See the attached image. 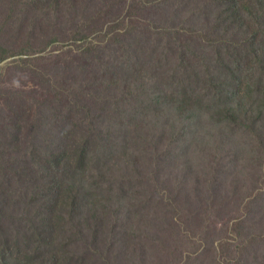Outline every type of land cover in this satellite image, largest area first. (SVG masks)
<instances>
[{"label":"rangeland","instance_id":"obj_1","mask_svg":"<svg viewBox=\"0 0 264 264\" xmlns=\"http://www.w3.org/2000/svg\"><path fill=\"white\" fill-rule=\"evenodd\" d=\"M221 8L0 0V264H264V120L229 128L215 110L239 100L211 79L236 70L244 100L264 22L223 24ZM81 144L87 167L57 170ZM26 155L61 177L59 201L22 180Z\"/></svg>","mask_w":264,"mask_h":264},{"label":"trees","instance_id":"obj_2","mask_svg":"<svg viewBox=\"0 0 264 264\" xmlns=\"http://www.w3.org/2000/svg\"><path fill=\"white\" fill-rule=\"evenodd\" d=\"M253 2H256V7H253L249 0H247V3L244 4L243 12L241 11V7L243 5L240 3L239 0H221V14L226 16L227 18H224L223 24L228 21L230 25L235 24L237 21V18H240L242 21V25L239 28H243L245 25H252V24H261L264 22V0H253ZM224 30L226 28L224 27ZM264 30V29H263ZM261 30L260 36L264 37V31ZM254 36H256L254 34ZM251 47L252 51L246 55L247 58L250 57V60L253 62V64H258L261 66V68L264 69V52L262 53L259 49H256L254 47L256 38H251ZM220 51V50H219ZM218 51L217 55L221 59L220 52ZM242 58L241 63L242 64ZM239 61V59H237ZM236 61V62H237ZM228 68V67H227ZM229 71L231 68H228ZM233 78H235L233 84H226L225 81H217V77L215 75H212V81L217 84L218 90L216 92V98L217 100H220L221 97L224 95L226 98H231L235 102L239 100L237 103H228L227 101L223 102L220 107H218L215 110L216 115L220 117V119L224 122H226L227 126L231 129L238 127V126H247V125H254L257 126V123H260V127H262L261 122L264 120V102H256L253 97V93L255 90L262 88L264 89V75L262 78L257 79L254 81L253 85L247 89L246 92H244L241 99L240 95L241 92L239 91V88L236 86L238 75L237 71L235 70L232 74ZM225 87H231L233 89L232 92H225L223 88ZM220 90V91H219ZM192 97L188 94L185 99L182 100L181 108L185 109L188 108L190 105V102L192 101ZM241 102H248L249 105L241 103ZM254 133V132H253ZM89 148L87 144H81L78 148L72 149V151L69 153V155H65L62 153H56L52 155L53 162L55 164V167L57 170L61 168V165L64 163V159L68 158L69 164H72V166L76 169L80 168H86L88 165V155ZM26 164H29L31 167H33V170L30 172V175H27V172L24 173L22 176V180L27 179L28 182H33L32 178V172L36 173L39 177L40 184L42 183V180L45 185H40L41 188L47 193L48 198H51V200L59 201L57 197L54 195V191L57 192L59 188V184L62 181L61 177L55 176L53 177V180L48 181L46 177L44 176V170L41 168L42 165H39L35 159L32 158L31 155L24 156ZM28 176V177H27ZM44 178V179H43ZM70 183V182H66ZM71 186L66 190V194H70L73 192V189L76 187L75 184L70 183ZM77 188V187H76ZM78 190V188H77ZM39 189L36 191L38 192ZM79 191V190H78ZM73 202L78 204L77 195H74ZM1 257V252H0Z\"/></svg>","mask_w":264,"mask_h":264}]
</instances>
